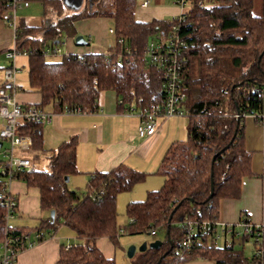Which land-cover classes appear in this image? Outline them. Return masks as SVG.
<instances>
[{"label": "trees", "instance_id": "1", "mask_svg": "<svg viewBox=\"0 0 264 264\" xmlns=\"http://www.w3.org/2000/svg\"><path fill=\"white\" fill-rule=\"evenodd\" d=\"M186 1L189 6L180 23L177 17L136 21L137 0H83L80 10L69 13L61 0H41L43 14H53L55 22L19 24L18 48L28 52L26 92L39 95L35 105L39 109L60 112L75 108L95 112L100 93L106 91L116 95L120 108H162L165 78L161 69L145 63L144 51L161 37L178 38L184 43L181 88L188 112L187 137L173 142L159 163L161 188L126 206L125 228L117 225V197L142 183L147 174L119 165L91 174L83 193L70 190L65 177L79 174L76 139L46 150L43 124L19 125L18 134L31 139L26 153L31 166L12 179L38 190L40 211L47 218L33 228L11 229L0 199V244L8 230L30 238L39 233L41 242L67 227L78 243L69 248L60 245L55 264H115L98 248L100 239L117 247L120 233L154 232L162 235L160 247L135 252L129 264L253 263L245 255V245L252 243L249 237L236 241L233 234L228 245L218 246L214 234H204L199 226L216 223L220 202L239 199L242 180L254 176L244 119L264 107V0ZM90 18L111 22L114 42L106 52L59 60L44 54L47 48H60L63 39L75 38V23ZM2 70L0 64V75ZM42 159H47L49 170L35 168ZM3 181L0 174V191ZM190 232L193 246L184 248Z\"/></svg>", "mask_w": 264, "mask_h": 264}, {"label": "crops", "instance_id": "2", "mask_svg": "<svg viewBox=\"0 0 264 264\" xmlns=\"http://www.w3.org/2000/svg\"><path fill=\"white\" fill-rule=\"evenodd\" d=\"M33 1H37L42 6L41 0H30V6ZM139 1V10L136 8V11H143L144 18L137 19L138 21L146 23L164 18L158 17V7L154 6L148 9L152 0ZM144 2L148 3L142 7L141 4ZM30 6L19 13L20 25H31L28 22L32 17L30 14H26ZM174 6L176 8L173 7L172 13H167V15L171 14L170 19L180 13L178 6L175 4ZM64 7L67 13L71 12L67 6ZM82 7L83 3L80 9ZM43 16L47 19L51 17L53 19L52 23L55 22L53 14H43ZM47 19H44V21ZM111 26V22L105 18H90L78 21L75 23L76 37L82 36L84 43L77 45L75 43L76 37L65 38L61 45L65 49V54L60 51L59 56L56 55L58 58L53 57L52 59L59 60L60 55H62V58L67 55L106 52L114 42L113 35L109 33V30L112 29ZM11 43L12 32L0 21V53H5ZM4 53L0 58L1 67L8 64ZM0 76L2 79V74ZM16 99L23 106L37 105L40 102L38 94L28 92L22 94L19 86ZM45 110L51 114V120L49 124L43 127L44 148L55 150L61 143L75 138L77 141L76 167L79 174L87 176L97 172H109L119 165H125L139 172H153L158 167L169 146L175 141L185 140L181 136H183L184 126L186 131L187 121L179 129L178 122L174 121L179 118L174 117L157 120L155 133L146 138H139L136 128L140 123V119L136 115L127 114L124 108H120L116 95L111 91L100 93L98 109L92 113L65 114L62 111H54L51 107H47ZM244 135L245 147L253 153L252 171L254 176L242 180L239 199L222 200L220 202L217 222L225 226H236L246 219L251 224L260 226L264 232V179L262 178L264 142L262 140V129L253 119L245 118ZM179 136L182 139H179ZM9 189L17 199V209L14 217L8 222L9 224L13 221L12 229L33 228L47 218V215L40 211L37 189L27 187L20 181H12ZM59 231L58 229L55 234L47 236L43 241L23 251L18 256L15 264H55L60 246V240L56 237ZM102 240L100 239L97 242L98 248L107 258H112L110 253H105V247L101 243ZM201 263L214 264L212 261H201Z\"/></svg>", "mask_w": 264, "mask_h": 264}, {"label": "built area", "instance_id": "3", "mask_svg": "<svg viewBox=\"0 0 264 264\" xmlns=\"http://www.w3.org/2000/svg\"><path fill=\"white\" fill-rule=\"evenodd\" d=\"M180 9L178 22H181L182 13L188 2L186 0H172ZM3 10L0 13V21L12 32V43L4 53L8 64L3 67L2 81L0 84V174L4 176L0 191V199L5 208V219L8 225L10 219L14 217L17 209V199L10 192L9 185L15 173H22L31 166L29 158L26 156L31 139L28 136L18 134L17 128L21 124L50 123L51 114L46 110L39 109L35 105L23 106L18 103L16 93L18 91L17 76L19 70L16 66V59L27 57L28 52L18 48L19 13L30 6V0H0ZM148 2L141 4L146 6ZM202 4V1H199ZM175 18V17H174ZM173 30L177 31V27ZM109 33L113 35V30ZM184 45L178 38L169 36L161 37L159 40L152 41L144 51L145 63L155 66L162 70L165 78L164 83V104L162 108H147L129 106L125 112L129 115H136L140 123L136 128L139 138L152 136L156 131L157 120L169 118H185L188 112L183 104L185 94L181 88V72L183 68V56L181 47ZM47 56L59 55L60 49L53 47L44 50ZM65 114H81L80 109L63 110ZM253 119L262 129V140L264 142V107L257 114L248 116ZM6 143L5 147L4 144ZM199 229L206 235L213 233L217 242L228 245L233 234L237 241L241 236L250 238L253 246L251 258L252 264H263L264 262V232L258 225L251 224L244 219L236 226H225L218 222L214 224L204 223ZM8 236L0 244V264H15L18 256L28 248L39 243L43 237L41 234L13 236L7 231ZM152 235H155L152 232ZM194 232H190L182 246L191 248ZM66 248H69L66 247Z\"/></svg>", "mask_w": 264, "mask_h": 264}, {"label": "rangeland", "instance_id": "4", "mask_svg": "<svg viewBox=\"0 0 264 264\" xmlns=\"http://www.w3.org/2000/svg\"><path fill=\"white\" fill-rule=\"evenodd\" d=\"M140 2L139 0L137 3ZM157 0H152L151 4L149 5L148 9L156 6L158 7V17H164L161 18L162 20H169L170 15L167 13H172L174 3L172 0H159L158 3H156ZM188 4H186L185 9L188 8ZM139 7V3L137 5V10ZM176 10V9H175ZM26 14H30L32 19L28 22L31 25H37L43 22L44 19H47L46 17L43 16L42 14V6L37 2L33 1L31 3L30 9L27 11ZM166 14V15H165ZM165 15V16H161ZM144 18L143 16V11H136L135 13V20L137 19H142ZM48 22H52L53 19L50 17L49 19L45 20ZM44 21V22H45ZM138 21V20H137ZM140 22V21H138ZM62 54H65V49L64 47L59 48ZM59 56V55H58ZM62 55H60L61 58ZM57 57V56H56ZM58 58V57H57ZM16 66L19 70V74L17 76V82L18 86L20 87V92L22 94H25L26 91L28 90V81H27V59L25 57H19L16 59ZM50 110V108H48ZM250 118V117H247ZM174 121L178 122V127L181 129L183 126V123L187 121L186 118H179L175 119ZM183 131V136L182 138L186 139V131H185V126ZM179 136V139H182ZM6 143L4 144L5 147ZM36 169L39 170H49V163L47 159H42L37 164L35 165ZM156 170L153 172H141L144 174H147L145 177V180L142 183L136 184L131 191L122 193L118 195L117 201H116V212H117V225L118 227H127L129 224V219L126 216V206L129 203L132 202H141L146 199V195L148 192L151 191H156L159 190L163 184V178L159 175L156 174ZM139 172V171H138ZM90 175H84V174H77L69 178L68 181V188L73 191H79L80 193H83L86 189V186L89 182ZM12 222L11 221L7 226L12 229ZM59 232L57 233L58 239L60 240L59 245H63L68 247L69 245L77 244L78 240L76 239L75 235L73 232L68 229L67 227H61L59 228ZM162 235H148V234H138V235H129L127 233H120L118 237V246L114 247L107 239H103L101 243L105 247V253L109 254L115 259V264H129V260L126 256V252L130 247L135 248V252L137 253L139 248L142 246V244H151L152 242L161 239ZM222 243L221 241L218 242V246H221ZM253 250L252 243H247L245 245V255L247 257H251V253ZM194 264H202L201 261L194 262Z\"/></svg>", "mask_w": 264, "mask_h": 264}, {"label": "water", "instance_id": "5", "mask_svg": "<svg viewBox=\"0 0 264 264\" xmlns=\"http://www.w3.org/2000/svg\"><path fill=\"white\" fill-rule=\"evenodd\" d=\"M62 3L64 4V6H67L69 10L77 11L80 9V7L83 3V0H62ZM75 43L77 45L84 43L82 36H77L75 38ZM68 181H69V178L65 177V182L68 183ZM50 218H51V220L54 219V212L53 211L50 212ZM160 245H161V242L159 240H156L149 245L144 243V244H142V246L139 248L138 251L144 252L147 248L155 250V249H158L160 247ZM134 254H135V248L134 247H130L126 252V256L128 259H131L134 256Z\"/></svg>", "mask_w": 264, "mask_h": 264}]
</instances>
